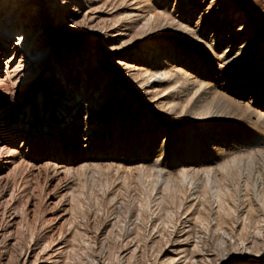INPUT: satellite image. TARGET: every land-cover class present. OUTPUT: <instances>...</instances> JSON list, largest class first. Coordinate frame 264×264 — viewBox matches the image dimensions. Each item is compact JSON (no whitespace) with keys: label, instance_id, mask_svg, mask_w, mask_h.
Returning a JSON list of instances; mask_svg holds the SVG:
<instances>
[{"label":"rangeland","instance_id":"374dc122","mask_svg":"<svg viewBox=\"0 0 264 264\" xmlns=\"http://www.w3.org/2000/svg\"><path fill=\"white\" fill-rule=\"evenodd\" d=\"M195 1L201 8L189 23L194 29L202 13L208 17L215 8L234 5L243 17L235 30L243 25L259 39L263 52L253 59L256 63L264 61V0ZM10 3L11 0L0 2V14ZM41 3H48L47 10L52 4L56 8V20L53 16L48 38L52 73L45 85L55 90L59 98L66 94L74 96L73 92L82 100L99 99L102 93L113 95L111 109L103 113L102 121L98 122L101 126L98 137L103 141L114 139L118 130L127 137L130 131L133 138L129 142L137 141L139 149L134 144L124 150L133 154L142 153L148 141L144 135H153L148 148L164 142L168 149L171 148L170 159L173 160L174 150L180 152L181 133L201 134L202 130L196 127L206 120L194 121L191 116L203 112V108L213 102V93L205 97L202 92L203 101L197 102L201 91L196 95L194 90L180 99L185 107L177 104L175 111L170 112L167 107L165 110L160 107V101L166 105L173 91L179 92L178 83L174 85L175 81L169 78L155 84L152 93H146L140 84L146 77L143 72H153L156 66H161V73L176 72L170 56L178 59L182 56L190 61L200 57L211 67L213 63L218 68L226 65L215 56L221 51L217 49L218 44L194 39L170 23L174 18L179 20L180 0H34L24 18L25 25L42 12L38 8ZM219 19L224 21L222 16ZM210 26L205 24V28L211 29ZM244 41L238 45H244ZM180 67L188 71L185 66ZM239 79L242 81L245 76ZM202 80L209 83L212 79L206 76ZM5 81L4 72L0 73V88ZM65 83L69 87L64 86ZM211 87L213 92V85ZM216 91L235 101V106L229 109L231 113L245 112L248 108L246 97L231 93L220 84L216 85ZM2 93L7 94L4 87ZM84 125L79 114L72 133L63 136L64 143L70 138L73 144L79 141L75 143L79 148L73 150V158L86 150L83 129L82 133H77V139L73 131L75 126L84 128ZM1 129L0 126V138L8 145L9 136ZM261 143L253 147L264 148V142ZM64 145L61 154L68 149ZM41 146V155L30 159L22 157L17 147L16 156H6L8 162L3 160L0 164L4 166L0 177V264H190L189 260L184 261L185 255L195 257L198 264H264V156L261 159L244 157V162L239 163L242 166H236L238 170L216 171L209 184L197 178L199 200H190L188 190L179 188L176 194H168L160 203L153 195L151 177L134 169L124 171L126 166H148V162L132 159L126 163L104 156L86 160L89 161L86 166H83L85 160H75L72 170L65 173L61 168L54 169L46 164V151L44 145ZM109 146L105 148L109 150ZM93 147L98 148V142ZM251 148L247 149L251 151ZM236 152L239 151L230 156L243 153ZM154 155L151 158L154 159ZM204 165L207 164L192 167L200 169ZM241 172L246 182L239 180ZM216 189L222 193L223 200L212 195ZM257 228L263 232L259 238L253 234ZM189 234L192 237L187 241ZM195 240L205 254L193 252ZM243 246L262 250L256 256Z\"/></svg>","mask_w":264,"mask_h":264},{"label":"bare ground","instance_id":"6f19581e","mask_svg":"<svg viewBox=\"0 0 264 264\" xmlns=\"http://www.w3.org/2000/svg\"><path fill=\"white\" fill-rule=\"evenodd\" d=\"M5 1L0 0L2 3ZM33 1L11 0L9 6L4 7L0 14V73L3 74L4 72L6 80L0 88V126L2 127L1 130L5 129L6 134L9 136V140L6 141L8 145H5L2 138H0V164H3V160L4 163H7L6 158L9 156L15 157L17 147L20 148L22 157L26 156L25 158L30 159L34 155L39 156L41 155L39 151L42 150L41 145H44V150L46 151V156L44 157L47 160L46 164L50 167L52 166L54 169L61 168V172L65 173H69L72 170L73 167L71 166L75 160H85L86 163L83 166L89 164L87 163L89 161L86 160H96L104 156L124 160L126 163L132 162V159L142 160L148 162L149 165L139 164L135 168L126 166L124 171H132L134 169L135 172L137 171L143 176L145 175V177H151L154 181L152 184L153 195L157 197L160 203H163L168 194H174L176 192L175 190L179 188H186L188 190L190 200H199L197 184L195 185L199 177L204 179L202 181L206 180L205 182L208 183L211 178L213 179V176H216V171L219 172L221 169L230 170L234 168L238 170L237 167H240V162H244V157L255 159L263 158L264 148L256 147L257 149H255L253 147L258 143L264 142V61L259 60L256 63L253 59L256 54L263 51L261 50V44L258 42L259 39L248 32L247 27L242 25L239 30H235L237 29L236 26L243 21V17L240 16V11L234 5L230 4L224 8H215L212 11L213 14L209 13L208 17L202 13L196 22V29H194L189 23L191 21L193 22L195 16L198 15L201 5L195 0H180L178 9L179 20L176 21L174 18L170 21V23L176 24L178 29L186 32L187 35L189 34L194 39L210 41L211 44H218L217 49L219 50L221 48V51L220 53H216L215 56L218 60L226 64L224 68H218V65L214 63L213 67H211L207 61L200 57L194 61H190L182 56H179L181 59L168 56L173 66L177 68L176 72L168 74L171 72L169 70V72L161 73V70H159L161 66L157 67L156 65L155 68L157 70H153L150 73L149 70L143 72V75L146 77L144 80L141 79L140 84H142L141 86L145 89L146 93H152L156 87L155 84L164 83L169 78L175 81L174 85L178 83L179 92L174 93L173 91V94L171 96L169 95L172 100L168 96L166 105L160 101V107L164 108V110L167 107V111L170 112L175 111L178 106L177 104L180 107H185L180 102V99L183 95H191L194 90L195 94L201 91L198 95L197 102L203 101L202 98H204V95L206 97L207 94L211 95L213 93V100L211 99L212 96H209L213 102L207 103V106L204 105L203 112L198 114L195 110L196 113L191 116L194 121L206 120L203 123H198L196 127L202 130L201 134L195 133L192 136L187 131L181 133L178 146L180 152L174 150L172 154L173 160H171V153L169 151L171 148L168 149V145L164 144V142L160 146L157 145L148 148L150 142H153V135L151 137L144 135L143 137L147 138L149 142L146 141V145H143L140 151L142 153L138 152L133 154L125 153L126 150H124H129L134 144L139 149L137 141L129 142L133 138L130 131H128V136L125 137L118 130L115 132L114 139L108 138L105 141H103V138L97 136L101 129V126H98L100 125L98 122L102 121L101 116L111 109L112 94L102 93L99 99L96 97L94 99L88 98L82 100L77 92H73L75 97L66 94L59 98L55 90L45 85L52 73V65L49 61L53 58L49 56L50 41H48V38L51 25L53 24L52 17L54 16L56 20V8L55 4H52L51 9L47 10L46 6L48 3L39 4L38 8L40 7L39 9L42 12L37 13L34 18L27 21V25H30L27 26L25 25L24 18L29 9L32 8ZM48 14H50L49 18ZM221 16L222 18L224 17V21L222 19L218 20ZM205 24L211 25V29L205 28ZM201 25H204V28H201ZM241 40H245V44L239 46L238 43ZM236 50L237 53H235ZM257 64L261 65L258 66ZM180 66H185L188 71ZM241 75L245 76V79L242 81L239 79ZM206 76L213 81L211 80L209 83H207L208 81L204 82L202 78ZM217 84H220L226 89L228 88L231 93L246 97L249 100L248 105H246V107L248 106L246 111L241 110V112L237 111L238 113H231L230 111L235 106V101L233 102L228 99V96L217 92ZM212 85L213 92L211 91ZM64 86L69 87L66 83ZM3 87L7 90V94L5 95L3 93L1 94ZM202 92L204 95H202ZM175 99L179 100L176 102ZM173 100H175L176 104ZM193 106L195 107V105ZM238 107L242 109V107ZM79 114L84 119L85 127L80 128L79 126H75L73 129L74 138L77 139V133L83 129V134L87 138L86 144L84 143L86 150L77 158H73V150L78 151L79 148V146H75V143H79V141L73 144L71 143L73 138H70L64 143L63 140L65 137L63 136H69L72 133L70 131L76 124ZM179 115L181 117V114ZM132 124L135 125L136 121H133ZM143 137L142 139L146 140ZM109 139L110 142L108 141ZM97 142L99 147H93ZM249 142L253 145L250 146L251 144ZM63 144L68 148L65 154H61V151L64 149L62 147ZM105 145H110L109 150L105 148ZM248 147H252L251 151L247 149ZM258 147L260 146L258 145ZM196 148L198 149L196 150ZM94 149L95 151H93ZM68 150L70 151L69 153L67 152ZM183 151L185 154H182ZM234 151H239L236 153H243L230 156ZM123 154H125V157ZM152 154H155L154 159L151 158ZM228 154L230 157L227 156ZM26 163L28 164V162ZM212 163L217 166H209ZM202 164H207L208 166L206 165V167L204 165L200 169L192 167V165ZM22 165H20L21 168ZM108 165L115 166V164L111 163ZM3 168L4 166L1 165L0 177L2 176L1 171ZM173 168H177L175 172L172 170ZM118 169L123 168L118 167ZM243 177V173L241 172L239 174V180L241 182L246 180L243 181ZM173 181L177 182V185ZM213 193L217 195L216 197L219 200H223L222 193L217 189L216 192L213 190L212 195ZM219 206L220 208L223 207L221 201ZM261 230V228L255 229V233H253L255 236H253L259 238L262 235L261 233H263ZM191 237L192 235L189 234L187 241ZM198 242L195 240L193 252L197 250L195 254L203 255L206 252L199 247ZM241 242L245 245L244 240L241 239ZM243 247L244 250L256 256L262 250L260 248L254 250L250 247ZM184 257V261L189 260L190 264H198V260L195 257H188L186 255Z\"/></svg>","mask_w":264,"mask_h":264}]
</instances>
